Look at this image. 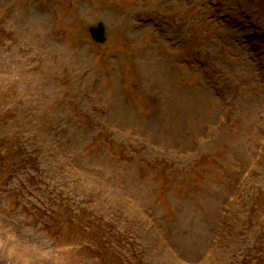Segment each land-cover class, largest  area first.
I'll return each instance as SVG.
<instances>
[{
	"label": "rangeland",
	"instance_id": "374dc122",
	"mask_svg": "<svg viewBox=\"0 0 264 264\" xmlns=\"http://www.w3.org/2000/svg\"><path fill=\"white\" fill-rule=\"evenodd\" d=\"M215 1L0 0V264H101L26 211L54 197L105 264L256 263L264 0Z\"/></svg>",
	"mask_w": 264,
	"mask_h": 264
},
{
	"label": "trees",
	"instance_id": "16d2710c",
	"mask_svg": "<svg viewBox=\"0 0 264 264\" xmlns=\"http://www.w3.org/2000/svg\"><path fill=\"white\" fill-rule=\"evenodd\" d=\"M11 189L13 190L14 188ZM24 189L25 187L23 190ZM15 190L16 189H14V193ZM26 204L31 205L26 211L28 213L31 212L36 221L42 222V230L48 233L52 238L57 240L64 238L69 244L81 245L85 255L91 257V259L97 263L105 264V260L101 256L105 253L103 249L101 250V247L104 246L100 244L103 234L99 228L103 226L96 222L86 220L81 216V209L78 210L75 207L74 209L68 208L65 210L62 200L59 201L56 197L51 199L50 203L44 200L41 205L31 202H26ZM86 237L89 238V240H87ZM115 244L114 241H110V245L113 248ZM109 251L112 252V255L115 252L113 250ZM120 254L121 252L119 251L118 256ZM243 254H239L236 257V261L240 259L244 260ZM254 259L256 262L255 264H264V246L260 245V249L256 250ZM119 262H122L121 258H119Z\"/></svg>",
	"mask_w": 264,
	"mask_h": 264
},
{
	"label": "water",
	"instance_id": "95a60500",
	"mask_svg": "<svg viewBox=\"0 0 264 264\" xmlns=\"http://www.w3.org/2000/svg\"><path fill=\"white\" fill-rule=\"evenodd\" d=\"M89 29H90V33L92 34V37L96 41L102 42L104 40L102 36V32H103L102 23H98L96 26H92Z\"/></svg>",
	"mask_w": 264,
	"mask_h": 264
}]
</instances>
